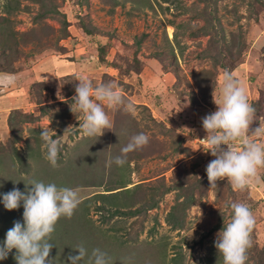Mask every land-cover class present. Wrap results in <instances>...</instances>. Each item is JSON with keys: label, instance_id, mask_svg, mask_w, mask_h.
<instances>
[{"label": "rangeland", "instance_id": "obj_1", "mask_svg": "<svg viewBox=\"0 0 264 264\" xmlns=\"http://www.w3.org/2000/svg\"><path fill=\"white\" fill-rule=\"evenodd\" d=\"M85 24L92 34L84 31ZM11 65L18 73L13 86L0 87V100L8 93L12 99L0 113V123L14 117L24 103L17 101L26 96L38 109L29 108L31 119L25 121L15 114L22 138L16 147L27 163L17 158L15 167L0 165V194L14 187L22 191L25 182L37 180L58 187L78 185L92 196L111 193L108 184L118 181L117 187L123 181L134 191L118 198L142 205L138 215H112L113 208H98L103 199L96 197L89 221L82 218L86 207L80 203L52 234L53 264H71L68 256L78 255L74 248L80 244L88 252L84 262L99 248L111 264H127L128 259L148 264L149 251L166 244L168 258L180 253L182 264H223L215 241L232 219V202L247 204L256 219L246 264H264V168L244 190H234L226 179L211 187L206 172L210 161L189 138L207 135L202 118L217 110L213 94L220 99L225 72L242 83L256 110L250 134L264 122V0H0V69ZM79 77L94 87L114 82L133 103L134 114L106 106L113 129L85 137L79 126L83 114L71 110ZM21 84L30 88L15 98L11 92ZM42 128H49L62 145L57 167L45 158ZM141 132L149 136V144L129 153L123 167L110 164L131 136ZM249 138L264 143V136ZM15 168L22 171L19 177ZM183 182L195 201L186 208L183 226L172 228L168 218L184 202L185 195L178 198ZM23 211L0 220V243L15 221L23 222ZM182 215L179 209L176 216ZM124 240L126 246L118 248ZM15 252L0 264H17Z\"/></svg>", "mask_w": 264, "mask_h": 264}, {"label": "clouds", "instance_id": "obj_2", "mask_svg": "<svg viewBox=\"0 0 264 264\" xmlns=\"http://www.w3.org/2000/svg\"><path fill=\"white\" fill-rule=\"evenodd\" d=\"M77 80L79 84L75 88L71 110L75 114H83L79 126L85 137H100L106 130L113 129L105 111L106 106L123 108L125 112L134 114L133 103L122 95L114 82L108 81L94 87L93 82L84 77ZM15 82L13 76L0 74V87H10ZM220 93V99H216L213 94L217 110L202 118L207 133L204 150L215 157L207 165V177L211 187L226 179L234 190H244L258 178V170L264 168V143L249 138L264 136V122L260 120L261 126L250 134V126L257 118L256 110L248 102L245 87L231 73L225 72ZM40 136L46 148L45 158L53 167H57L62 145L53 138L49 128H42ZM148 144V135L143 132L135 134L109 163L123 167L129 153L141 150ZM25 184V191L14 187L0 194L7 210L19 209L21 204L24 208L23 222L15 221L7 231L5 240L0 243V260L7 259L15 249L17 264H53L50 259L54 247L52 234L62 217L71 219L74 215L82 202L80 191L37 180ZM229 206L232 219L226 225L224 223V227L217 233L215 247L223 257V264H246L256 219L245 203L232 202ZM74 249H78V255L69 254L68 260L71 264H80L88 255L87 249L83 244ZM88 264H111V258L107 252L95 248Z\"/></svg>", "mask_w": 264, "mask_h": 264}, {"label": "trees", "instance_id": "obj_3", "mask_svg": "<svg viewBox=\"0 0 264 264\" xmlns=\"http://www.w3.org/2000/svg\"><path fill=\"white\" fill-rule=\"evenodd\" d=\"M17 7H19V2L17 4ZM53 11L55 13H60L59 10L55 9V8H54ZM62 15H63V18H64L63 22H62L63 23V30H64L65 34H67L68 33V21L66 19L65 14H62ZM83 29H84V31L87 34H92L93 33L91 31V29L86 24L83 25ZM1 70L2 71H7V72H12V71H14V66L11 65L6 70H5V68L0 69V71ZM72 93L73 92L70 91L69 92V96H71ZM38 103H41V100H39ZM41 109H43V107ZM43 113H45V112L42 111L41 114H43ZM15 114H19V116L21 117V121H25L27 119H31L30 118L31 114H28V113L26 114L24 112H20V111H18V109H16L14 111V117H12V118L10 117L9 118V126H10L11 135H10L8 141H7L9 143V145L0 143V165L3 164V163L4 164L5 163L6 164L10 163L11 166L15 167L14 165H15V161H16L17 158H19V160H21L23 164H25L24 161L27 163V158L25 156L21 155V152H19L20 150L16 147V142H18L22 138L20 136L21 135L20 134L21 130L17 127V125L15 123ZM36 117L38 118L39 116H36ZM15 131H18V132H15ZM17 162H18V160H17ZM4 166H10V165H4ZM13 171L15 172V170H13ZM25 171H27V170L25 169ZM21 172L22 171L20 169H18L17 173H14V174H17L18 177H19V173H21ZM12 175H13V173H12ZM110 183H113V184H110V186L108 184L107 188H109V189H107V191H112L111 193H108V194H106V193L97 194L96 193V194L92 195L91 197L86 198L85 200H83L81 202V203H84V206L86 207L84 209V212H83V216L84 217H82V218H84L85 220L88 219L89 221H91V218L88 216L89 209H90V206L92 204L91 201L94 198H96V197H99V199L100 198L103 199V200L100 199V201H102L103 203L100 204L98 206V208L99 209H104V210H109V209L113 208L112 215L135 216V215H138L139 213H141L142 205L140 206L141 208H138V207H135V205H132L133 201H129L128 203H125L121 198L120 199L118 198V196L120 194H124V193H129V194L132 195L133 191H134L133 188L127 187V184H125V182H123V181H121L120 184H118L120 186H117V187H116L115 184L118 183V181H114V182H110ZM22 185H24V181H23ZM113 185L115 186V188H112ZM178 187L180 189L179 194H178V198H181L182 195H185V198H184V202L182 201L177 206H174L173 210L169 214L168 222L171 223L172 228H179V227L183 226L184 217H185L184 213L186 211V208L191 206V204L195 201L194 192L191 191L189 185H186L183 182V183H180ZM25 190H26V188L24 187L22 191H25ZM116 190H118V191H116ZM114 191H116V192H114ZM99 195H101V196H99ZM183 203L185 204L184 207L182 206ZM150 206H153V205H150ZM150 206L144 205L143 207H145V209H148V208H150ZM181 206H182V208H181ZM126 207H128L130 209H128ZM125 208L128 209V210H126ZM179 209H181L182 212H183V215L180 218L178 216H176V213L179 212ZM76 220L78 222V218ZM87 222L85 221L84 223L87 224ZM57 237L58 236H56V238ZM56 238H54V239H56ZM121 244L122 245H119L118 248H121L122 246H124L126 244L125 240L122 241ZM159 245L160 246H158V247L156 246L157 248H155V250L152 248L153 250L149 251L148 254L150 255V258H148V260H149L148 264H170L171 262L173 264H182V260H181L182 257H181L180 253H179L178 257H173L172 260H171V259L168 258L167 254L165 252V248H163V246L166 245V244H159ZM114 254L116 255V257H118V250H116L114 252ZM112 256H113V258H115L113 254H112ZM88 262H89V260H87L85 262L84 261H80V264H83V263L84 264H88ZM127 264H135V262L132 259H128ZM138 264H142V262H140ZM144 264H147V263L145 262Z\"/></svg>", "mask_w": 264, "mask_h": 264}, {"label": "crops", "instance_id": "obj_4", "mask_svg": "<svg viewBox=\"0 0 264 264\" xmlns=\"http://www.w3.org/2000/svg\"><path fill=\"white\" fill-rule=\"evenodd\" d=\"M20 72V71H19ZM16 73H18V72H16V71H13V72H6V71H0V74H8V75H11V76H15L16 75ZM37 74V73H36ZM27 87H29L30 88V86H27V85H25V84H21V85H17V87L16 88H14L13 90H15V92H11V94L16 98V95H18L22 90H25V89H27ZM20 91V92H19ZM20 94H23V93H20ZM23 95H25V94H23ZM1 97V96H0ZM9 101H12V99H11V95H10V93H8V94H6V95H3L2 96V98H1V100H0V113H2V112H6V109H7V103L9 102ZM17 102H20V104H22L23 102V106L22 107H16L18 110L19 109H23V111H25V113H27L30 109L29 108H31L32 109V107H35V109H38L37 108V104L36 103H33V102H31L30 101V99H28L27 98V96L26 97H24V99L22 100V99H19V101H17ZM31 104V105H30ZM42 103H40V105H41ZM15 108V109H16ZM35 109H32V111H35ZM6 118V117H5ZM6 120H7V122H3L1 125H0V143H2V144H7V141H8V139H9V137H10V135H11V131H10V128H9V120L6 118ZM41 151V150H40ZM50 165V164H49ZM33 166V165H32ZM70 188H72V189H78L79 191H80V195H81V197H82V201L83 200H85L86 198H88V197H91V195L90 196H88V194L84 191V189H83V187H82V189L78 186V185H74V186H72V187H70ZM1 199H0V205L1 206H3V207H1V209H2V214L0 215V220L3 222L4 220H5V218L7 217V216H11V214L14 212V211H17V210H19V211H23L24 210V208H23V205L21 204V207L19 208V209H15V210H7L5 207H4V205H3V203H2V197H0ZM15 219V218H14Z\"/></svg>", "mask_w": 264, "mask_h": 264}, {"label": "built area", "instance_id": "obj_5", "mask_svg": "<svg viewBox=\"0 0 264 264\" xmlns=\"http://www.w3.org/2000/svg\"><path fill=\"white\" fill-rule=\"evenodd\" d=\"M206 137V135H203V134H200V133H198L197 135H194V136H190L189 138H191V139H194V145H196L202 152H204L205 154V158L206 159H208L209 161H211V160H213V159H215V157H213L212 155H211V153L210 152H205V150H206V145H207V141L206 140H204V138ZM222 147H227L226 145H222ZM204 148H205V150H204Z\"/></svg>", "mask_w": 264, "mask_h": 264}]
</instances>
